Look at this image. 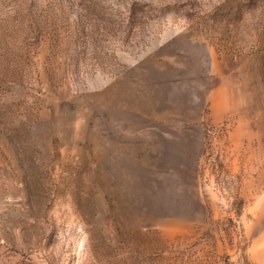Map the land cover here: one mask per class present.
<instances>
[{
    "label": "rangeland",
    "instance_id": "1",
    "mask_svg": "<svg viewBox=\"0 0 264 264\" xmlns=\"http://www.w3.org/2000/svg\"><path fill=\"white\" fill-rule=\"evenodd\" d=\"M52 1L0 0V264H264V0Z\"/></svg>",
    "mask_w": 264,
    "mask_h": 264
},
{
    "label": "trees",
    "instance_id": "2",
    "mask_svg": "<svg viewBox=\"0 0 264 264\" xmlns=\"http://www.w3.org/2000/svg\"><path fill=\"white\" fill-rule=\"evenodd\" d=\"M52 6H53V10L54 12L52 13V17L49 19L46 15H41L43 18V21L40 22V24H38L37 26L33 24V22L30 20L29 24L27 26L28 28H31L32 31H34L32 26H36L37 32L34 31V33L36 34L35 37V41L37 42H42L43 40L47 39L50 44H56L57 42H59V40L61 39L60 32L59 29L56 28L54 26L56 20L59 19V17H66V11H68V9L73 8L74 6H76L77 8H80L83 13H81V11L77 14L78 16V23L81 25L83 24L85 21H83L81 19V17L86 18L87 16H95L96 12H101L102 10L98 11V9H104V5L100 3L99 0H54L52 1ZM122 6V4L120 3H116L115 5H109L107 7L108 9L114 10L117 8H120ZM122 7H126V6H122ZM130 12L134 11V1H132L129 6L127 7ZM95 33V32H94ZM93 33V34H94ZM94 36L98 39V37L96 36V34H94ZM109 36V30L108 29H104V31L102 32L101 35V40L105 41L107 40ZM33 37V38H34ZM98 41V40H97ZM100 41V40H99ZM55 48V47H54ZM53 46L50 45V55L53 53L55 54V52L53 51ZM53 56V55H51ZM50 56V58H51ZM49 60V58H48ZM12 85L15 84V82L13 80H10Z\"/></svg>",
    "mask_w": 264,
    "mask_h": 264
}]
</instances>
